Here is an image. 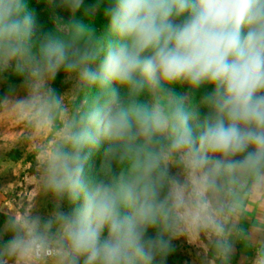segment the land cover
Wrapping results in <instances>:
<instances>
[{
    "label": "clouds",
    "instance_id": "9594fccd",
    "mask_svg": "<svg viewBox=\"0 0 264 264\" xmlns=\"http://www.w3.org/2000/svg\"><path fill=\"white\" fill-rule=\"evenodd\" d=\"M101 8L102 33L75 21L38 41L25 0H0V71L27 73L0 116L36 139L34 187L55 200L46 219L34 201L0 203V264H164L180 237L211 253L206 264H232L238 242L264 264V217H249L252 202L264 209V0H97L85 11ZM61 70L70 93L52 87Z\"/></svg>",
    "mask_w": 264,
    "mask_h": 264
},
{
    "label": "rangeland",
    "instance_id": "374dc122",
    "mask_svg": "<svg viewBox=\"0 0 264 264\" xmlns=\"http://www.w3.org/2000/svg\"><path fill=\"white\" fill-rule=\"evenodd\" d=\"M28 9L31 11L35 5H40V11L35 15L34 36L38 41H42L48 34H64L66 26L79 15L80 20H91L94 16L86 14L85 7L83 11L73 14L69 9L63 7L60 0H25ZM78 18V19H79ZM17 74L14 67H9L5 71H0V92L7 87L6 95L22 97L25 94L24 80L27 73L21 75L15 82H9V78ZM61 93H70L75 86V78L69 77L64 73L59 83ZM196 96L198 103L200 95ZM180 96L188 95L186 85H180ZM3 96V97H4ZM2 97V98H3ZM147 99V95L142 97ZM206 109H198V119L202 120ZM197 121H193L196 123ZM56 130L45 133L40 142L47 140L50 142L54 137ZM37 141L33 138L30 130L22 124L15 121L10 116H0V188L3 189L6 196L24 209L31 206L34 201V212L42 218H48L54 211L55 200L49 194L38 193L35 189L37 178ZM103 163V148L95 152L88 161L87 172L92 176H99ZM77 205H70L64 202L65 211H71ZM19 209V210H20ZM152 234V233H150ZM174 251L164 260V264H204L206 262L205 249L188 239L180 237L173 241Z\"/></svg>",
    "mask_w": 264,
    "mask_h": 264
},
{
    "label": "crops",
    "instance_id": "0c3cea01",
    "mask_svg": "<svg viewBox=\"0 0 264 264\" xmlns=\"http://www.w3.org/2000/svg\"><path fill=\"white\" fill-rule=\"evenodd\" d=\"M0 203L6 204L9 208H12L13 205L17 208V210L20 209V206H17L11 198L7 197L3 189L0 188ZM251 210L249 212V217L252 219L253 222H256L259 220L260 217H264V209H262L257 203L252 202L251 204ZM1 215L4 216L2 212H0ZM5 219V217H4ZM4 219L0 218V226L3 225ZM6 235L2 237L4 240ZM207 258L211 259V253H207ZM254 251L250 248L245 247L243 242H238L235 246V252L233 254L232 258V264H252V261L254 259ZM206 264V262L204 263Z\"/></svg>",
    "mask_w": 264,
    "mask_h": 264
},
{
    "label": "trees",
    "instance_id": "16d2710c",
    "mask_svg": "<svg viewBox=\"0 0 264 264\" xmlns=\"http://www.w3.org/2000/svg\"><path fill=\"white\" fill-rule=\"evenodd\" d=\"M95 3H97V0H84V6L79 11H83L85 9V7L90 6V5H93ZM40 9H41L40 8V5H35V6L32 7L31 12L33 13L34 17L40 11ZM79 11L77 12V14L79 13ZM78 18H79V15H77V17H75L69 23V25L71 23L75 22V21H82V20H80V18L79 19ZM83 22L92 24L96 28L98 34L99 33H102L104 31L105 26L107 24V20L103 16V9L102 8L96 12V14L94 15V17H92L91 20H88V19L84 20L83 19ZM64 73L65 72L63 70H61V72L57 74L55 80L52 83V87L54 89H56V91L58 93H61V87H60L59 83H60V79H61V77H62V75ZM19 79H20V76H18L17 74H15L11 78H9V82H15V81H18ZM7 89L8 88L5 87V88H3L1 90V92H0V98H2L4 96V93L7 91ZM174 89H175L176 93L180 96V92H179L180 91V84L175 85L174 86ZM0 218L4 219V216L0 214ZM8 238H9V236L6 235L5 238H4V240H7Z\"/></svg>",
    "mask_w": 264,
    "mask_h": 264
}]
</instances>
